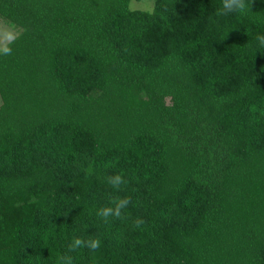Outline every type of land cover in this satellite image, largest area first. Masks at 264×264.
<instances>
[{
  "label": "trees",
  "instance_id": "obj_1",
  "mask_svg": "<svg viewBox=\"0 0 264 264\" xmlns=\"http://www.w3.org/2000/svg\"><path fill=\"white\" fill-rule=\"evenodd\" d=\"M128 4L0 0V264H264V0Z\"/></svg>",
  "mask_w": 264,
  "mask_h": 264
},
{
  "label": "clouds",
  "instance_id": "obj_2",
  "mask_svg": "<svg viewBox=\"0 0 264 264\" xmlns=\"http://www.w3.org/2000/svg\"><path fill=\"white\" fill-rule=\"evenodd\" d=\"M252 0H221V8L218 10V15L239 14L244 15L250 10ZM15 35L10 31H4L0 34V55H10L12 52L11 45L15 42ZM256 40L258 45L264 48V34H257ZM106 183L115 191L123 190L122 186L127 184L124 176L120 173L110 175L106 178ZM132 204L130 196H114L111 197L107 206L101 207L97 211L99 216L105 223L110 219H125V210ZM145 221L141 217L133 220L134 229L141 228ZM101 247L99 237L85 239L80 236H74L71 242L67 245V251L59 257V264H74V258L69 254L77 252L80 249L87 248L89 252H95Z\"/></svg>",
  "mask_w": 264,
  "mask_h": 264
},
{
  "label": "rangeland",
  "instance_id": "obj_3",
  "mask_svg": "<svg viewBox=\"0 0 264 264\" xmlns=\"http://www.w3.org/2000/svg\"><path fill=\"white\" fill-rule=\"evenodd\" d=\"M154 1L155 0H129L128 6L132 10L138 9L144 11H152L154 7ZM4 31H10L15 36L18 32L17 29L12 28L11 26H9L0 19V34H2ZM0 46H2V41H0ZM0 104H1V99H0Z\"/></svg>",
  "mask_w": 264,
  "mask_h": 264
}]
</instances>
